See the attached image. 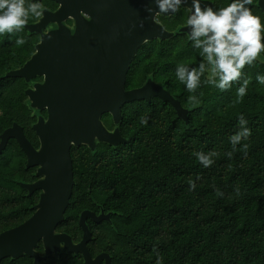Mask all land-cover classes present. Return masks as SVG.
<instances>
[{
    "label": "trees",
    "instance_id": "16d2710c",
    "mask_svg": "<svg viewBox=\"0 0 264 264\" xmlns=\"http://www.w3.org/2000/svg\"><path fill=\"white\" fill-rule=\"evenodd\" d=\"M29 3L47 9L58 6L52 0H25V7ZM254 15L264 25L261 13ZM39 18L29 14L28 22ZM157 19L167 30L177 31L186 24L188 10L180 7ZM261 36L264 42V31ZM17 39L25 43L17 44ZM39 40V34L25 28L0 33V139L16 122L34 145L39 144L32 125L46 112L30 106L25 94L30 85L24 78L5 76L31 57ZM260 55L228 90L207 83L213 77L206 65L198 88L189 93L177 79L176 68H196L203 57L186 33L141 46L130 64L126 88L140 87L151 78L187 109L186 119L158 97L134 101L122 107L119 127L125 142L117 146L97 142L95 149L73 145L75 183L57 230L78 242L80 213L103 210L110 213L109 220H88L89 249L92 255L109 253L111 264H156L154 247L161 264H264V84L256 79L264 75V52ZM245 80L249 82L241 98L236 90ZM189 95L198 101L190 103ZM241 115L251 135L233 152L229 138L240 131ZM141 117L147 119L146 125ZM102 121L109 130L116 127L109 113ZM243 144L248 145L246 155ZM197 152L214 153L210 157L214 163L205 168L194 155ZM228 152H233L231 158ZM26 162L18 142L9 139L0 151V232L25 221L34 212L30 206L38 202L37 193L29 196L20 185L36 178V167H26ZM190 182L195 183L194 190ZM49 258L45 264H60L52 260L57 256ZM61 264L83 262L80 255L68 253Z\"/></svg>",
    "mask_w": 264,
    "mask_h": 264
},
{
    "label": "water",
    "instance_id": "95a60500",
    "mask_svg": "<svg viewBox=\"0 0 264 264\" xmlns=\"http://www.w3.org/2000/svg\"><path fill=\"white\" fill-rule=\"evenodd\" d=\"M52 1L58 5L55 10L43 8L40 18L24 27L40 36L35 52L22 66L5 74L24 78L26 82L43 77L41 82L25 89V94L32 108L46 110L47 115H38L32 125L39 139L38 148L16 122L1 134L0 151L14 138L26 154V166L37 167L38 180L20 185L29 194L37 189L41 193L28 219L0 233V260L27 254L38 264L40 256L34 248L42 240L45 254L41 258L63 249L83 253L85 264H98L103 258L106 264H111L105 252L95 258L90 255L87 243L92 233L86 223L88 218L95 222L109 220L110 213L102 210L96 215L83 210L80 215L83 235L77 243L68 233L57 231L65 220L75 183L71 147L85 144L95 149L97 142L112 146L125 142L119 127L122 107L134 101L158 97L169 102L178 117L186 119L187 109L161 84L150 78L140 87L127 89L126 79L132 60L146 42L169 39L179 32L189 34L190 30L187 25L177 31L167 30L157 20L155 0ZM201 3L211 6L204 0ZM258 4L264 9V1L259 0ZM181 7L191 15V0ZM149 8L153 10L151 13L147 11ZM68 20L73 25H68ZM51 24L55 26L45 31ZM105 113L112 116L116 125L113 130L102 121Z\"/></svg>",
    "mask_w": 264,
    "mask_h": 264
},
{
    "label": "clouds",
    "instance_id": "9594fccd",
    "mask_svg": "<svg viewBox=\"0 0 264 264\" xmlns=\"http://www.w3.org/2000/svg\"><path fill=\"white\" fill-rule=\"evenodd\" d=\"M186 0H155L158 8L156 15L175 14L179 11L182 3ZM253 0H231V3L219 10H214L208 5H203L201 0H191V15L186 24L189 28V37L192 47L198 50L203 57L199 66L188 68L178 65L176 68L177 79L184 84L189 93H194L198 88L201 77L204 75L206 65L211 66L212 79L207 83L214 84L220 90H228L234 81L241 79L242 70L246 65L251 66L261 52H264V42L261 33L264 25L258 16L253 15L250 5ZM43 5L39 3H29L25 7V0H0V33H14L24 29L28 22L29 14L36 17L42 15ZM152 12L151 8L147 9ZM143 27V22H141ZM17 44H24L23 39H17ZM257 81L264 84V75H257ZM248 80L241 84L236 92L243 98L246 95ZM190 103L197 102L195 95H189ZM141 124L146 125L147 119L141 117ZM240 131L229 138L233 152L242 140H247L251 135V130L246 127L247 121L243 115L238 120ZM242 148L247 154V144ZM233 152H228L227 156L232 157ZM199 162L205 167H210L214 161L210 158L214 153L205 154L203 152L194 153ZM190 189H195V183L190 182ZM239 189H237V193ZM217 195L223 193L217 190ZM156 264H161L162 258L156 248Z\"/></svg>",
    "mask_w": 264,
    "mask_h": 264
},
{
    "label": "flooded vegetation",
    "instance_id": "af4514ba",
    "mask_svg": "<svg viewBox=\"0 0 264 264\" xmlns=\"http://www.w3.org/2000/svg\"><path fill=\"white\" fill-rule=\"evenodd\" d=\"M204 1H207V2H210L211 3V6H209V7H212L214 10L216 9V8H218V10L220 9V8H222V7H226L228 4H230L231 3V0H204ZM262 1H264V0H262ZM259 0H253V4L252 5H250L249 7H250V9H251V11H252V13H253V15L254 14H256V13H261V16L264 18V9H262L260 6H259ZM58 7V6H57ZM56 7V8H57ZM181 7V6H180ZM56 8H54V9H50V10H55ZM182 8H185V7H182ZM188 10V9H187ZM256 12V13H255ZM172 15V14H171ZM159 16H170V15H159ZM188 17H189V11H188ZM260 17V16H259ZM158 20V19H157ZM159 21V20H158ZM160 22V21H159ZM68 25H73V22H72V20H68L67 22H66ZM161 23V22H160ZM263 23V22H262ZM184 25H187V24H183V25H181V27L182 26H184ZM55 26V24H51V25H49L46 29H45V31H48V30H50L52 27H54ZM180 28V27H179ZM187 34V36H189V34L188 33H186ZM190 38V37H189ZM259 57H261V55L260 56H258V58ZM43 80V77H37V78H34V79H32L30 82H27V83H29V85H30V87H32L33 86V84L35 83V82H41ZM27 88H29V87H27ZM43 111V110H42ZM45 112H46V110H44ZM40 115H42V114H40ZM46 115H47V112H46ZM46 115H45V117H46ZM44 116V115H43ZM23 128V127H22ZM34 130V129H33ZM23 131H24V129H23ZM25 133V132H24ZM36 134V133H35ZM26 135V134H25ZM37 136V135H36ZM27 137V136H26ZM28 138V137H27ZM11 139V138H10ZM12 139H14V138H12ZM16 140V139H15ZM39 140V139H38ZM17 141V140H16ZM8 142V141H7ZM32 142V141H31ZM19 144V143H18ZM32 144H33V146L34 147H36V148H38L39 147V144H38V146H36V145H34V143L32 142ZM21 147V146H20ZM22 149V148H21ZM24 152V151H23ZM26 155V154H25ZM27 163V162H26ZM27 167V166H26ZM36 167V166H35ZM36 170H37V167H36ZM36 176V175H35ZM38 176H36V178L34 179V181L33 182H35L36 180H38ZM33 182H31V183H33ZM21 183V182H20ZM23 183V182H22ZM26 189V188H25ZM27 190V189H26ZM27 192H28V195L29 196H31L32 194H34V193H37V195H38V200H39V195H40V193H41V190H35V191H33L31 194H29V191L27 190ZM37 203H35L34 205H32V206H30V208H33L34 209V211H35V205H36ZM84 210H86V209H84ZM88 210V209H87ZM102 211V210H101ZM92 212H94L96 215H98L100 212H95V211H92ZM34 213V212H33ZM32 213V214H33ZM106 213V212H105ZM31 214V215H32ZM30 215V216H31ZM80 215H81V213H80ZM80 215H79V218H78V223H79V226L81 227V225H80ZM29 216V217H30ZM28 217V218H29ZM27 218V219H28ZM110 218V217H109ZM88 220H91L92 222H95V221H93L92 219H90V218H88L87 220H86V223H87V225H88ZM102 221H105V219L104 220H102ZM102 221H100V222H102ZM100 222H95V223H100ZM61 224V223H60ZM59 224V225H60ZM19 225V224H18ZM58 225V226H59ZM17 226V225H16ZM58 226H57V229H58ZM88 227H89V225H88ZM10 228H12V227H10ZM7 229H9V228H7ZM7 229H5V230H7ZM81 229H82V227H81ZM4 231V230H3ZM58 232H63V231H61V230H57ZM2 232V231H1ZM0 232V233H1ZM82 235H83V229H82ZM82 239V238H81ZM80 239V240H81ZM79 240V241H80ZM92 240V239H91ZM90 240V241H91ZM72 241H73V239H72ZM78 241V242H79ZM90 241L87 243V247H88V250H89V252H90V249H89V244H90ZM74 242V241H73ZM74 243H77V242H74ZM34 250L36 251V252H38V254H39V256H40V258H39V260H38V264H45L46 263V261H48V259H50L49 257H51L52 255H54V256H57L58 257V259L57 258H54V259H52L55 263H57V262H59L60 264H61V261L62 260H64V259H66V256H67V254L69 253V252H67V251H65V250H60V252H54V253H49L47 256H45L44 258H41V257H43L44 256V254H45V248H44V244H43V242H42V240H39L38 242H37V245L35 246V248H34ZM104 251H101V252H99V253H96V254H94V255H92V253L90 252V255L93 257V258H95L98 254H100V253H103ZM105 253H107V252H105ZM70 254V253H69ZM107 254H109V253H107ZM80 255V257H81V259H82V262H83V264H85V262H84V257H83V253H81V252H79V253H72V256H79ZM110 256V255H109ZM110 259H111V257H110ZM0 264H36L35 263V258L33 257V256H30V255H27V254H24V255H22V256H20V257H16V258H13V257H11V256H7V257H5V258H2L1 260H0ZM98 264H106V260L103 258L102 260H100L99 262H98Z\"/></svg>",
    "mask_w": 264,
    "mask_h": 264
},
{
    "label": "rangeland",
    "instance_id": "374dc122",
    "mask_svg": "<svg viewBox=\"0 0 264 264\" xmlns=\"http://www.w3.org/2000/svg\"><path fill=\"white\" fill-rule=\"evenodd\" d=\"M40 111V110H39ZM37 121V120H36Z\"/></svg>",
    "mask_w": 264,
    "mask_h": 264
}]
</instances>
